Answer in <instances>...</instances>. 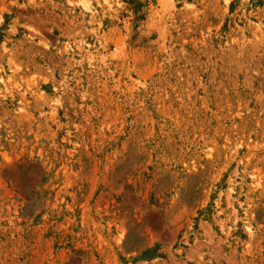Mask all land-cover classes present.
<instances>
[{
  "label": "rangeland",
  "instance_id": "obj_1",
  "mask_svg": "<svg viewBox=\"0 0 264 264\" xmlns=\"http://www.w3.org/2000/svg\"><path fill=\"white\" fill-rule=\"evenodd\" d=\"M0 264H264V0H0Z\"/></svg>",
  "mask_w": 264,
  "mask_h": 264
}]
</instances>
